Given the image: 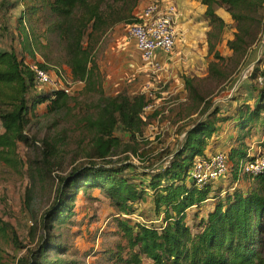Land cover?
I'll return each mask as SVG.
<instances>
[{
  "label": "trees",
  "instance_id": "trees-1",
  "mask_svg": "<svg viewBox=\"0 0 264 264\" xmlns=\"http://www.w3.org/2000/svg\"><path fill=\"white\" fill-rule=\"evenodd\" d=\"M140 1L23 0L24 15L19 21L22 52L15 48L0 49L3 160L12 163L11 155L15 154L18 143L28 142L26 127L30 113L46 102H50V110H60L69 98L64 92H57L55 98L51 93H32L35 81L27 58L35 60L40 53L45 61L37 64L42 68L49 69V63H63L74 79L94 83L92 79L99 69L94 52L102 34L114 23H133L136 19L131 13ZM200 1L207 7L205 16L212 26L221 30L226 24L217 13L218 7L224 8L237 22L235 38L228 41L231 50L243 53L259 41L264 0ZM54 34L62 47V60L51 57ZM208 43L212 51L214 44L210 37ZM253 74L264 78L260 65L254 67ZM187 86L190 94L204 101L208 109V102L199 96L192 80L187 79ZM258 91L254 105L244 102L233 114L215 108L206 119L190 125L179 146L168 149V158L162 165L144 168L139 173L129 158L114 163L109 157L122 143V138L115 135L117 130L128 134L131 140L143 133L142 114L148 99L144 94L122 93L105 98L97 118L90 123L95 130L90 157L100 162H88L60 178L54 203L42 215L44 229L50 231L55 224L63 225L70 220L82 189L85 192L99 189L119 214L115 219V234L125 244L120 243L119 250H111L109 256L118 264H144V258L153 264H264V174L238 176L239 163L248 153L246 139L264 121V85ZM229 121H235L240 133L230 137L229 152L220 150L226 151L231 161L228 185L225 186L226 178H222L199 187L190 175L196 158L207 155L213 144L223 142L210 140L219 136ZM44 144L51 153L55 152L50 143L44 141ZM242 180L249 185L240 186ZM209 201H212L210 208L203 209ZM143 203H149L155 218L133 223L127 216L135 214ZM191 209L198 220L196 233L187 222ZM203 211L205 215H200ZM0 230H10L13 241L21 244L14 227L1 216ZM50 252L57 256L50 257ZM65 252L61 243L44 237L38 249L31 251V258L22 259L21 264H76L59 256Z\"/></svg>",
  "mask_w": 264,
  "mask_h": 264
},
{
  "label": "rangeland",
  "instance_id": "rangeland-1",
  "mask_svg": "<svg viewBox=\"0 0 264 264\" xmlns=\"http://www.w3.org/2000/svg\"><path fill=\"white\" fill-rule=\"evenodd\" d=\"M170 2L179 7V19L187 28L194 33L197 28L206 32L207 49L204 48L205 39L200 40L199 45L196 42L197 46L194 44L196 48H202L200 58L191 54L170 60L168 69L158 75L152 74L144 67L134 42L126 36L127 22L114 23L97 43L94 56L99 69L92 79L94 83L85 81L78 86L60 110H50V102L38 106L29 115L28 142L18 143L15 154L11 155L12 163L0 156V216L14 227L21 242L13 241L10 230H0V264H21L22 259L31 258V251L38 249L44 237L61 243L66 252L59 256L76 264H118L109 256L111 250H119L120 243L125 244L115 234V219L119 214L99 189L87 192L82 189L75 201V214L63 225L55 224L48 231L41 222L43 213L54 203L60 178L88 162H100L90 157L95 135L90 123L97 118L105 98L121 93L129 96L144 94L153 104L144 113V131L135 140L119 130L115 132L122 138V143L109 157L114 163L129 158L137 165L138 173L144 168L162 165L168 158V149L175 150L181 143L186 128L206 119L215 108L222 113H233L240 106L236 100L254 103L258 89L264 85V78L253 74L257 65L264 70V9L261 11L259 41L242 53L234 52L228 45V41L235 38L237 22L224 8H217V13L226 22L220 30L205 16L207 7L200 0ZM51 36L55 41L51 57L62 60V47L55 34ZM209 37L214 44L212 51ZM36 57L34 61H45L40 53ZM56 66L67 67L63 63L48 64L49 69ZM187 79L192 80L199 96L208 102V109L204 101L190 94ZM3 131L0 123V132ZM226 139L225 135L222 143L213 144L207 152L227 150ZM44 141L52 145L54 153L47 150ZM213 141L214 138L210 140ZM225 181L227 186V178ZM244 182V186L249 185ZM211 203L207 202L203 209L208 210ZM149 207V203H143L141 209L127 217L133 223L150 221L155 215ZM194 212V209L189 211L187 222L196 233L198 220L194 218ZM49 256L55 258L57 255L50 252ZM143 262L153 264L146 258Z\"/></svg>",
  "mask_w": 264,
  "mask_h": 264
},
{
  "label": "built area",
  "instance_id": "built-area-1",
  "mask_svg": "<svg viewBox=\"0 0 264 264\" xmlns=\"http://www.w3.org/2000/svg\"><path fill=\"white\" fill-rule=\"evenodd\" d=\"M180 14L179 7L173 2L148 0L140 13L136 14V20L126 24V36L134 42L144 67L152 74L158 75L166 69L165 63L159 59V56L166 57L173 53L177 43V22ZM29 67L34 74V92L51 93L53 98L56 97L57 92L72 95L77 91V87L85 82L74 79L64 67L45 69L35 62L29 64ZM246 76L247 74H244V77ZM152 107L153 104L148 103L144 113ZM230 169L229 154L226 151H217L197 157L190 175L199 187H204L208 183L227 178ZM246 174L253 176L264 174V131L254 142V147L248 148L247 157L239 163V178Z\"/></svg>",
  "mask_w": 264,
  "mask_h": 264
},
{
  "label": "crops",
  "instance_id": "crops-1",
  "mask_svg": "<svg viewBox=\"0 0 264 264\" xmlns=\"http://www.w3.org/2000/svg\"><path fill=\"white\" fill-rule=\"evenodd\" d=\"M146 1L147 0H142L139 2L137 7L131 13V15L133 17H135L136 14L140 13V10L142 9V7L146 3ZM165 1H170V0H165ZM24 9L25 8H24L23 0H0V49L1 50H9L11 48H15L17 51L22 52V49H21L22 37L20 36L21 29H20L19 21L24 15ZM179 20L177 22L178 35H177V43L175 46L176 52L173 51L174 54L172 53L171 55L166 56V57H165V55L159 56V59L165 63L166 69H168L170 67V62H169L170 60L176 61V59H178V58L183 59L184 57H186V56L188 57L191 54L194 55L196 58H200V56L202 55V53H200L201 52L200 50H202V48H198V47L196 48L194 46V44L197 42L196 44L199 45L200 40H202V39H205V45L204 46H206V47H204V48L207 49V39L205 37L206 32L200 30V28H197V32L194 33L191 29H189V28H187V26H185L182 19L180 21ZM196 33L198 34V36L195 35ZM202 35H203V37H202ZM198 54H200V55H198ZM137 55H138V53H137ZM35 60H37V59H35ZM34 62L37 63V61H34L31 58L30 59L27 58V60H26V63L28 65L31 63H34ZM65 68H67V70L70 72V69L68 67H65ZM256 95H257V97L255 96L254 103L258 99L259 91ZM236 101H238L240 104V106L237 109H239L244 102L248 103L250 105H254V103H252L250 100H245V101L236 100ZM237 109L233 113H235L237 111ZM227 114H231V113H227ZM234 125H235V121L227 122L223 126L224 131L221 132V134L219 136H215V138H214V139H219V141H220L226 135V137H227V139H226L227 140V152H229V149L232 146V142L230 140V137H236L240 133V130L238 128H236ZM263 131H264V121H262L261 123H259L255 127V131H253V133H255V134H253L252 137L246 139L247 145L249 147L250 146L254 147V142L257 140L258 136ZM229 176H230V173L227 176V182H228ZM239 185L242 187H246V186H244V185H246L244 180L240 181Z\"/></svg>",
  "mask_w": 264,
  "mask_h": 264
}]
</instances>
